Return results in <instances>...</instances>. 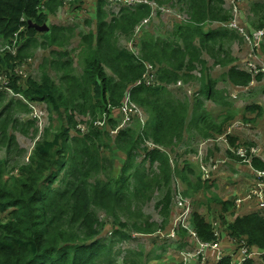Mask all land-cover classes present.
<instances>
[{"label": "trees", "instance_id": "obj_1", "mask_svg": "<svg viewBox=\"0 0 264 264\" xmlns=\"http://www.w3.org/2000/svg\"><path fill=\"white\" fill-rule=\"evenodd\" d=\"M155 1L164 4L170 0ZM222 3L174 0V6L186 14V21L172 18L167 37L147 35L144 29L136 41L139 56H135L118 44V37L128 39L136 25L150 15L151 6L123 7L109 19L102 8L104 0H98L95 30L79 35L81 72L76 74L66 49L74 28L49 24L48 31L37 32L27 24L28 20L48 23V14L62 5V0H0V44H20L15 57L0 55V70L7 74L17 95L4 102L5 92L0 91V151L4 154H0V264H117L106 238L100 236L104 228L118 241L129 238L130 231L149 236L157 230H169L177 189L174 178L185 184L182 195L187 198L196 196L205 184L188 162L181 169L175 167L169 153L184 144L190 127L200 130L198 119L210 117L199 96L226 110L230 104L225 91L217 88L218 79L238 86L250 80L248 73L237 69L228 45L238 35L226 28L204 26L229 19ZM250 7L252 25L243 21L242 26L249 32L264 29V2H251ZM36 47L49 49V56L38 66L39 77L23 78L13 73L14 61L30 56ZM262 49L264 52V44L257 53ZM204 55L211 57L212 65ZM143 61L153 65L155 80L133 86L145 71ZM212 66L224 68L219 78L211 74ZM194 81L198 82V93L189 102L184 89ZM127 95L145 120L133 114L127 127L111 135L122 119L120 106ZM19 96L44 102L48 111L46 126L26 161H21L26 151L18 147L11 132L32 129L37 136L38 128L33 119H18V110L29 111ZM247 108L261 115L260 105ZM190 113L192 120H188ZM232 117L228 114L202 136L220 133ZM101 121L102 126L98 125ZM148 140L160 148L147 150L144 145ZM236 142L229 137L232 147ZM116 159L118 164L113 166ZM251 166L264 168L257 157L252 158ZM154 193L158 194L155 206L162 217L159 226L141 211V204ZM233 199L213 197L220 212L214 220L221 223L222 238L229 242L230 237L237 246L263 252L264 215L258 207L239 214L245 204L238 210ZM202 212V206L192 211L191 224L201 240L210 241L215 239L214 227ZM110 217L113 224L107 219ZM186 237L187 232L181 229L178 248L185 245ZM230 262L229 256L221 260V264ZM242 264L257 263L246 259Z\"/></svg>", "mask_w": 264, "mask_h": 264}, {"label": "rangeland", "instance_id": "obj_2", "mask_svg": "<svg viewBox=\"0 0 264 264\" xmlns=\"http://www.w3.org/2000/svg\"><path fill=\"white\" fill-rule=\"evenodd\" d=\"M221 2H223L222 7L225 11L232 14L237 23L244 21L250 25L251 22H253L254 19L250 7L251 2L240 1L242 3L238 6L236 12H234V4L232 2L229 0H221ZM168 4H172L169 6L174 8L176 12L179 10L177 5L174 6V0H170L162 5L167 7ZM65 11L70 13L71 10H69L67 6L60 8L55 20H63ZM93 13L94 11L89 9L86 13L82 12V7L73 12L75 16V20L72 24L74 25V33L70 38L66 49L70 52L73 58V65L76 69V74L81 72L78 57L80 54V45L79 50H77L80 41L79 35L81 33L86 34L85 32H87V30L94 29L95 20L93 18ZM171 20L172 15L170 13L159 12V14H156L150 21L147 28H144L146 29L145 34L153 35L154 37H167V35L171 33L173 27ZM143 30L139 29L136 33L140 36L144 32ZM237 35L238 37L235 38L234 41L228 43V45L230 46L231 54L236 58L235 63L241 65V60L246 54L256 53V47L254 46V39L251 38V41H248L243 36L241 39L239 36L241 34L237 33ZM127 42V38L122 36L118 37V44L120 46L125 47ZM263 44L264 36L260 39L258 48L261 49ZM259 55L263 56L264 59L263 49ZM47 56H49V49L41 47L32 49L31 55L25 59L30 62L22 65L24 76H34V78L37 79L40 74L38 66L43 57ZM204 57L209 65H212L211 57L207 55H204ZM223 70L224 68L220 66H212L211 74L219 78L222 75L221 73ZM107 72L109 73L108 70ZM191 84L193 86H191L192 89L188 93L191 94V96H189V102L193 100V96H196L194 93L198 89L197 81H194ZM219 85L223 87L226 83L220 82ZM178 86L181 87L180 85ZM226 90L230 95L228 98L230 106L226 110L215 102L207 100L204 96H200L203 101V109L210 114V117L198 119L200 130L196 131L190 127L189 135H186L188 139L184 144L176 148L174 151L169 152L172 163L175 164V167L181 169L184 163L188 162L198 176L205 178L207 175H210V179L208 181L205 180L203 190L201 191V187L196 196L193 195L188 199L191 202L192 210L197 209L200 206L203 207V215L206 217L208 216V220H212L214 230L218 234H222L224 231L220 221L214 220L218 218L220 214V212L215 209L217 204L215 203V200H213L214 196L219 199H232L233 197L244 198L245 209L240 210L238 212L239 214L244 212V210L246 212L256 210L258 205L256 197H245L244 194L239 193L241 190L248 191L250 189L255 175L253 174V171L247 167L249 164L237 153L236 149L232 148L233 145H231L226 138L228 136L234 137L238 143L257 146L260 149L261 155L264 157V84L256 83L250 85L246 89L234 86L228 87ZM0 91L5 92L4 102L12 97V93H9L7 90L0 89ZM22 101L31 109V113L27 115L24 111L22 112L18 110V119L20 120V117L23 119L28 116L37 117L36 127L38 129H43L46 124V111L44 109L46 104L43 102H32L24 97H22ZM252 104L260 105L261 115H258L256 113L257 111L255 112L247 108ZM246 108L248 112L245 111ZM228 114L233 115V117L223 125L220 133L213 132L212 135L208 137L202 136L203 133L209 132L211 129L220 125ZM122 116L123 112L120 113V118ZM192 119L193 117L190 113L188 120ZM144 120L145 116L142 118V121ZM31 131L32 129L28 130V133H21L19 131L11 132L16 137V144L18 147H21L26 151L21 158V161H26L36 140V136H33ZM0 154L1 156H4L3 151H0ZM108 154L109 153L106 152L105 155ZM16 160L20 162V157H17ZM117 164L118 161L116 159L113 166H117ZM147 165L148 163H146V166ZM191 179H195V177H191ZM173 184L181 187L182 190L185 188V184H183V182L177 177L174 178ZM154 196L157 197L158 194L154 193L150 200L141 204V211L149 218V221H152L159 226L162 217L155 206L156 199ZM99 217L106 220L104 216L102 218L101 213H99ZM107 219L113 224L111 217ZM180 230H178V233ZM124 231L129 232L127 229ZM157 232L153 235L143 236L130 231L129 238L118 241L119 239H117V237H112V234L109 235L107 229L105 232L104 228L100 236L106 238V244L111 248V256L117 264H126V262L129 261L136 262L137 264H180L179 252L182 247H177V238H168V236L171 235L169 230H167L166 233L163 232L164 234L161 238L158 237ZM253 261L257 264L264 263V255L260 258H255Z\"/></svg>", "mask_w": 264, "mask_h": 264}, {"label": "built area", "instance_id": "obj_3", "mask_svg": "<svg viewBox=\"0 0 264 264\" xmlns=\"http://www.w3.org/2000/svg\"><path fill=\"white\" fill-rule=\"evenodd\" d=\"M91 0H62V5L58 7L56 12L54 13V23L61 24L64 26H70L73 24L75 20V16L73 14L74 11L78 10L82 7V12H86L87 3ZM234 4V12L237 11L238 6L240 5V1L243 2H260L263 3L264 0H229ZM72 3V4H71ZM136 4H148L151 6V13L149 16L143 18L130 36L127 42L128 48L135 54H137V47L134 46L135 42L139 39V35L136 33L139 29L147 28L150 21L155 17L156 14L160 13H170L172 17L177 19L184 20L187 16L184 13L179 11H175L170 7H165L164 5L158 4L155 0H105V10L109 16L118 15L123 7H133ZM81 5V6H79ZM67 6L70 11H65L63 20H55L57 13L60 8ZM240 9V7H239ZM241 10V9H240ZM173 11V12H170ZM229 14V19L227 21H219L213 22V24L217 27L226 28L230 31H234L235 33H239L242 39V36L251 41V38L254 39V46L256 47V53L246 54L245 57L242 58L241 65H237L238 68H241L248 73L251 74V79L249 85H254L256 83L264 84V59L263 56L257 53V49H259L260 39L264 36V29H253L252 31H248L242 26L240 21L237 23L232 14ZM183 17H182V16ZM134 37V38H133ZM20 44L17 41H13L12 43H2L0 44V55L10 54L15 57L17 51L19 49ZM29 60L23 61H14V66L12 72L25 78L22 72V65L24 63H29ZM145 72L142 75V78L137 81V83L143 82L149 85L154 81L155 71L154 67L149 62H144ZM8 85V86H7ZM177 85H181V82H178ZM0 89H5L11 93V88L9 86V79L6 73L0 70ZM187 93L190 91L187 89ZM121 108V112H123V120L120 126H123L130 120V116L132 113H137L141 117V113L139 108L130 101L129 97H126ZM37 118V117H36ZM102 121L98 125L102 126ZM119 126L111 131L112 134H115L118 130ZM227 139V138H226ZM145 145L149 148H153L155 145L152 141H145ZM235 148L237 153L244 158V160L250 164L252 158H259L264 164V157L261 155L260 149L254 145H248L244 143L236 142ZM253 174L255 178L252 180V186L246 193L245 197L254 196L256 197L258 212L264 215V168L263 169H254ZM203 181H208L210 179V175H207L205 178L201 177ZM177 189L174 192V196L172 199V208L173 215L172 221L169 231L171 235L168 238H177L178 230L183 229L187 232V240L185 241V245L181 248L179 252L180 264H217L221 263V260L225 256H229L231 258V262L229 264H242L246 259L260 258L263 256L264 251H258L257 248L252 247L251 250L245 245L241 244L237 246L233 239L228 238L229 242H225L224 238H222L221 233L218 234L214 230L215 239L213 240H201L193 228L191 224V202L187 197L182 195L181 187L176 186ZM244 202V198L234 197L233 204L236 209H240L241 204ZM103 218V215H102ZM158 235L162 236L164 233L161 231L157 232ZM138 234V233H137ZM144 236V235H143ZM133 237V236H132ZM177 241V240H176ZM125 242V241H123Z\"/></svg>", "mask_w": 264, "mask_h": 264}, {"label": "clouds", "instance_id": "obj_4", "mask_svg": "<svg viewBox=\"0 0 264 264\" xmlns=\"http://www.w3.org/2000/svg\"><path fill=\"white\" fill-rule=\"evenodd\" d=\"M87 3V8H86V12H87V10L89 9V10H91V11H94V13H93V18H94V20H95V24H94V29L93 30H87V32H85L86 34H89L90 32H93L94 30H95V26H96V19H97V12H98V0H91V1H89V2H86ZM160 5H162V4H160ZM104 6H105V0H104V4H103V6H102V8H103V10L105 11V13L107 14V16H108V18L109 19H111V18H113L114 16H116V15H114V16H109L108 15V13H107V10H105V8H104ZM59 7V6H58ZM58 7H57V9H58ZM167 7H170L171 9H174V8H172L171 6H169V5H167ZM56 9V10H57ZM39 10H41V11H45L46 9H39ZM56 10L53 12V13H49L48 14V23H46L47 25H48V27H49V24H55L53 21H54V13L56 12ZM175 10V9H174ZM179 12H181V13H184V12H182V11H180V10H178ZM85 12V13H86ZM185 14V13H184ZM186 15V14H185ZM172 18H175V17H172ZM187 18V17H186ZM186 18L184 19V20H182V19H179V20H182V21H186ZM177 19V18H176ZM34 22V21H33ZM87 22H88V20H87ZM213 22H218V21H212V22H206L205 23V27L206 28H218L217 26H215L214 24H213ZM36 23V22H35ZM28 24V23H27ZM38 24V23H37ZM214 25V27H210L211 25ZM41 25V24H40ZM56 25H61V24H56ZM61 26H64V25H61ZM68 27H73L74 28V25H70V26H68ZM22 28V27H21ZM32 28V27H31ZM22 29H24V28H22ZM34 29V28H33ZM49 30V29H48ZM37 31V30H36ZM230 31V30H229ZM37 32H39V31H37ZM45 32V31H44ZM234 32V31H233ZM133 34V33H132ZM237 34V33H236ZM140 37V36H139ZM130 38V37H129ZM128 38V39H129ZM134 46H136L137 47V54H135V53H133L129 48H128V46H127V44H126V46L125 47H127L131 52H132V54H134L135 56H139V45H138V42H135V44H134ZM20 47V46H19ZM18 52V51H17ZM17 55V54H16ZM27 58V57H26ZM25 58V59H26ZM25 59H23V60H25ZM23 60H21V61H23ZM207 61V60H206ZM144 62H147V61H143V64H144ZM150 63V62H149ZM208 63V62H207ZM235 65H236V67H237V64L235 63ZM153 66V65H152ZM144 67H145V65H144ZM237 69H239L240 71H243V72H246V73H248L247 71H245V70H243V69H241V68H238L237 67ZM155 71V70H154ZM145 72V71H144ZM144 74V73H143ZM142 74V75H143ZM249 74V76H250V79H251V74L250 73H248ZM198 77L200 76V73H197L196 74ZM213 77H215V76H213ZM141 78H142V76H141ZM141 78H139L138 80H140ZM216 78V77H215ZM137 80V81H138ZM154 80H155V78H154ZM137 81H136V83L133 85V86H136V85H140V84H143V85H147V84H145V83H143V82H140V83H137ZM249 82H250V80H249ZM249 82L246 84V85H240V86H238V85H234L235 87H238V88H244V89H246V88H248L250 85H249ZM197 85H198V82H197ZM191 86H193L192 84L190 85V87H186L185 89H184V92H185V95H184V98H186V99H188L189 100V96H191V94H188L187 92H186V90L188 89L189 91L192 89V87ZM173 87H175V86H173ZM225 92V94H226V97H227V100H228V98H229V92L226 90V89H223ZM10 93V92H9ZM11 95L12 96H17V95H15L14 93H13V90L11 89ZM197 93H198V89H197V91L194 93L195 95H197ZM127 94H130V93H127ZM200 96H202V95H200ZM199 96V97H200ZM21 99H22V97L21 96H19ZM126 97H129V95H127ZM195 98V96H193L192 97V99H194ZM201 98V97H200ZM129 99H130V97H129ZM131 101V100H130ZM211 101V100H210ZM132 102V101H131ZM44 103V102H43ZM133 103V102H132ZM122 106V105H121ZM120 106V107H121ZM137 106V105H136ZM138 107V106H137ZM45 111H46V115H47V113H48V111H47V106L45 105ZM140 110V109H139ZM246 110H247V108H246ZM248 111V110H247ZM31 113V109L29 108V111L28 112H26V114L27 115H29ZM120 113H121V108H120ZM140 113H141V111H140ZM133 114H136L137 116H139L140 117V115L139 114H137V113H132L131 114V116H130V120L126 123V124H124L123 126H120V124L122 123V120H123V116H122V119H121V121H120V123L118 124V126H119V128H118V130L119 129H121V128H124V127H127L128 125H129V123L131 122V120H132V116H133ZM21 118V117H20ZM141 120H142V113H141ZM26 119H33L34 121H35V124H36V122H37V118L36 117H31V116H28V117H26ZM45 121H46V117H45ZM45 126H46V124H45ZM45 126H44V128H45ZM118 126H116L115 128H117ZM43 128V129H44ZM114 128V129H115ZM43 129H38V134H37V136H36V140L37 139H39V137H40V134H41V132H42V130ZM114 129H112V130H114ZM111 130V131H112ZM118 130H117V132H118ZM116 132V133H117ZM115 133V134H116ZM111 135H115V134H112V133H110ZM234 138V137H233ZM35 140V141H36ZM151 141V140H150ZM227 141H229V136L227 137ZM154 144V143H153ZM155 145V144H154ZM249 145V144H248ZM144 148H146L147 150H150V149H152V148H149V147H147L146 145H144ZM153 148H160V147H158V146H154ZM32 150V149H31ZM31 150H30V153H31ZM30 153H29V155H30ZM28 155V156H29ZM28 156H27V159H28ZM171 158V157H170ZM26 159V160H27ZM171 161H172V159H171ZM263 163V162H262ZM154 166H155V164H154ZM249 168H250V170H254L255 168H253L252 166H251V163L249 164ZM182 189V188H181ZM234 198V197H233ZM193 211V210H192ZM109 235L110 234H112V232H107Z\"/></svg>", "mask_w": 264, "mask_h": 264}, {"label": "water", "instance_id": "obj_5", "mask_svg": "<svg viewBox=\"0 0 264 264\" xmlns=\"http://www.w3.org/2000/svg\"><path fill=\"white\" fill-rule=\"evenodd\" d=\"M27 23H28L29 27H32L39 32L48 31V29H49V27L46 23H43L40 25V24L33 22L32 20H28Z\"/></svg>", "mask_w": 264, "mask_h": 264}, {"label": "crops", "instance_id": "obj_6", "mask_svg": "<svg viewBox=\"0 0 264 264\" xmlns=\"http://www.w3.org/2000/svg\"><path fill=\"white\" fill-rule=\"evenodd\" d=\"M210 27H214V25L212 24ZM208 62V61H207ZM208 65H209V63H208ZM214 76V75H213ZM226 83V85H224L223 87H221L220 85H219V83ZM217 87H219V89H226V88H228V87H234V85H232L228 80H226V81H221L220 79L218 80V83H217ZM245 111L246 112H248L246 109H245ZM250 113V112H249ZM264 116V115H263ZM253 140V139H252ZM257 142V141H256ZM247 166V165H246ZM247 167H249V166H247ZM250 169V168H249ZM245 190H241L240 192H244Z\"/></svg>", "mask_w": 264, "mask_h": 264}]
</instances>
